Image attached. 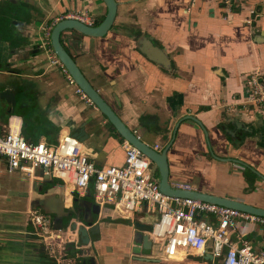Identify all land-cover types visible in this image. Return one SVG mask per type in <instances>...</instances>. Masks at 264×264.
Segmentation results:
<instances>
[{"label": "crops", "instance_id": "1", "mask_svg": "<svg viewBox=\"0 0 264 264\" xmlns=\"http://www.w3.org/2000/svg\"><path fill=\"white\" fill-rule=\"evenodd\" d=\"M117 1L104 36L62 33L83 73L143 141L160 151L169 146L173 186L184 183L264 208V112L244 94L248 75L257 72L264 80V0ZM70 10H87L96 25L107 14L103 0H0V134L16 129L29 142L55 144L64 133L78 138L84 132L80 142L97 166H120L126 139L43 46L42 26L54 27ZM145 39L164 51L166 65L142 50ZM7 88L14 102L1 95ZM154 175L160 179L156 166ZM33 208L56 228L85 224L84 217L99 226L79 256L73 255L79 248L68 244L65 264H75L72 257L76 264H224L209 258L211 243L204 252L188 250L168 260L154 245L146 249L134 240L137 224L153 226L158 217L146 206L123 216L96 202L93 182L78 191L41 167L31 175L9 172L4 156L0 264H57L29 221ZM236 230L255 249L264 247V226L240 222Z\"/></svg>", "mask_w": 264, "mask_h": 264}, {"label": "built area", "instance_id": "2", "mask_svg": "<svg viewBox=\"0 0 264 264\" xmlns=\"http://www.w3.org/2000/svg\"><path fill=\"white\" fill-rule=\"evenodd\" d=\"M63 19L96 25V20L87 10L67 11L57 18L55 24ZM53 25H43L41 37L43 46L52 56V64L59 66L68 81L76 85L77 92L94 104L76 84L51 46ZM244 94L249 102L264 112V80L259 73L248 75ZM125 152L123 165L99 167L71 133H64L55 144L43 140L29 142L16 129L0 134V156L6 158L9 172L19 170L31 175L34 168L41 167L44 174L58 176L78 191L86 190L93 182L96 202L100 206L112 205L123 216L132 217L145 206L157 213L152 229L145 232L153 244L161 245L168 260L183 258L188 250L204 252L211 243L213 257L221 258L224 264H264V247L255 249L236 230L240 222L264 226V216L200 198L167 194L154 175L151 159L127 140ZM174 187L191 189L184 183H177ZM29 221L57 264H65L64 253L69 243L74 242L75 247L81 249L79 236H76L78 233L70 225L67 228L53 227L50 216L37 208L31 210ZM68 261L76 264L73 257Z\"/></svg>", "mask_w": 264, "mask_h": 264}, {"label": "water", "instance_id": "3", "mask_svg": "<svg viewBox=\"0 0 264 264\" xmlns=\"http://www.w3.org/2000/svg\"><path fill=\"white\" fill-rule=\"evenodd\" d=\"M107 6V14L105 18L97 25L90 26L83 22L74 19H63L55 24L51 32V44L52 47L68 69L72 77L74 78L76 84L89 96V98L94 102V104L101 110V112L108 118V120L114 125L116 130L131 144L139 147L152 161L153 166H156L159 169L160 179L159 184L163 192L170 195H178L182 197H194L200 198L205 201L215 202L218 204L243 209L255 214L264 216V208L260 206H255L252 204L245 203L240 200L231 199L227 197H222L214 194H208L205 192H200L198 190L176 188L174 187L169 180V165L167 157V146L163 150H158L151 146L149 143L143 141L134 130H132L116 113L113 107L104 99V97L99 93V91L92 85L89 79L81 70L78 65L75 57L66 49L62 43V33L65 30H72L80 34H84L92 37H102L104 36L109 29L112 27L118 10L119 2L117 0H103ZM144 48L142 50L153 60L166 65L165 58L166 54L164 51L155 46L150 40L145 39L142 41ZM164 56V57H163ZM2 96H5L8 100L15 101V93L11 88L5 89L2 93ZM188 118H192L189 116ZM199 122L197 119H195ZM81 142H84L87 138V134L81 132L78 136ZM90 148L86 147L85 150ZM264 179V176L259 173ZM85 224H79V221H74L70 226L73 231H77L79 236V243L82 246H89L92 241V236L98 232L99 226L93 224V219L84 217ZM138 231L134 234V240L136 243H141L144 245V248H152L153 242L149 239L147 234H144L143 229L151 230L152 224L144 225L137 224ZM75 246L74 242L69 243ZM209 258L213 261L214 257L212 254H209ZM143 260L146 262H154V259L148 257H136L135 260Z\"/></svg>", "mask_w": 264, "mask_h": 264}, {"label": "rangeland", "instance_id": "4", "mask_svg": "<svg viewBox=\"0 0 264 264\" xmlns=\"http://www.w3.org/2000/svg\"><path fill=\"white\" fill-rule=\"evenodd\" d=\"M16 174H17V173H14V175H16ZM7 175L13 177V174H9V173H7ZM155 220H157V217L155 218ZM153 245H154V247H155L158 251H159V250H162L160 244H156V243H154Z\"/></svg>", "mask_w": 264, "mask_h": 264}, {"label": "trees", "instance_id": "5", "mask_svg": "<svg viewBox=\"0 0 264 264\" xmlns=\"http://www.w3.org/2000/svg\"><path fill=\"white\" fill-rule=\"evenodd\" d=\"M98 23V22H97ZM111 123V122H110ZM111 125H112V127L114 128V129H116L115 127H114V125L111 123ZM83 253V250L82 249H78V250H76V252H74V254L73 255H75L76 253ZM79 264V263H78Z\"/></svg>", "mask_w": 264, "mask_h": 264}, {"label": "flooded vegetation", "instance_id": "6", "mask_svg": "<svg viewBox=\"0 0 264 264\" xmlns=\"http://www.w3.org/2000/svg\"><path fill=\"white\" fill-rule=\"evenodd\" d=\"M144 231H147V230L143 229V232H144ZM144 234H145V232H144ZM140 244H141V243H140ZM141 245L144 246L143 244H141Z\"/></svg>", "mask_w": 264, "mask_h": 264}]
</instances>
